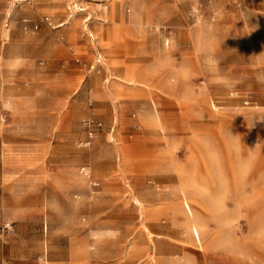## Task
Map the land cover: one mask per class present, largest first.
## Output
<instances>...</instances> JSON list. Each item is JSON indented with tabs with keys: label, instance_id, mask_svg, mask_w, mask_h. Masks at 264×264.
<instances>
[{
	"label": "rangeland",
	"instance_id": "1",
	"mask_svg": "<svg viewBox=\"0 0 264 264\" xmlns=\"http://www.w3.org/2000/svg\"><path fill=\"white\" fill-rule=\"evenodd\" d=\"M112 2L0 0V264H264V0Z\"/></svg>",
	"mask_w": 264,
	"mask_h": 264
},
{
	"label": "crops",
	"instance_id": "2",
	"mask_svg": "<svg viewBox=\"0 0 264 264\" xmlns=\"http://www.w3.org/2000/svg\"><path fill=\"white\" fill-rule=\"evenodd\" d=\"M59 2L58 4H53L51 2ZM68 0H42V3L40 5V10L43 12H52L55 13V5L58 6H65ZM111 3L113 5V10L111 12V17H116V2L117 0H112ZM54 5V6H53ZM54 20H59L58 14L53 15ZM83 28L80 26V29L77 28V25H69V27H66L65 29L57 32L58 35H62L64 38L63 42H57L55 41V38H50L51 40L46 42V40L42 39L39 43L41 46L45 47L48 50L55 51V54H66L67 53V46H73V48H79L77 42L81 39ZM90 118V117H88ZM86 118V119H88Z\"/></svg>",
	"mask_w": 264,
	"mask_h": 264
},
{
	"label": "built area",
	"instance_id": "3",
	"mask_svg": "<svg viewBox=\"0 0 264 264\" xmlns=\"http://www.w3.org/2000/svg\"><path fill=\"white\" fill-rule=\"evenodd\" d=\"M83 125L87 133V141L85 142V145H90L92 140L96 137L97 132L102 129L103 124L100 121H97L95 118L90 117L84 120ZM80 172L81 174L86 175V167H82ZM94 186L98 187V183H95Z\"/></svg>",
	"mask_w": 264,
	"mask_h": 264
},
{
	"label": "bare ground",
	"instance_id": "4",
	"mask_svg": "<svg viewBox=\"0 0 264 264\" xmlns=\"http://www.w3.org/2000/svg\"><path fill=\"white\" fill-rule=\"evenodd\" d=\"M188 208V207H187ZM189 210V209H188Z\"/></svg>",
	"mask_w": 264,
	"mask_h": 264
}]
</instances>
